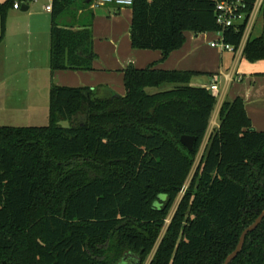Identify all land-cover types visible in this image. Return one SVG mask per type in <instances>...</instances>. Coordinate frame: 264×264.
Segmentation results:
<instances>
[{
    "label": "trees",
    "instance_id": "trees-1",
    "mask_svg": "<svg viewBox=\"0 0 264 264\" xmlns=\"http://www.w3.org/2000/svg\"><path fill=\"white\" fill-rule=\"evenodd\" d=\"M33 1L0 3V41L15 4ZM216 2L134 0L132 47L167 57L185 32L221 30ZM255 3L242 0L245 23L224 30L236 48ZM91 5L52 0L53 71L92 70L91 25L74 29L67 20ZM244 56L264 59V36L249 38ZM123 72L124 95L53 85L48 125H0V264H144L155 249L149 264H223L263 212L264 131L253 128L243 98L222 104L185 188L217 96L192 85L198 72L155 64ZM167 83L175 86L161 89ZM183 135L196 137L193 151ZM230 264H264V219Z\"/></svg>",
    "mask_w": 264,
    "mask_h": 264
},
{
    "label": "crops",
    "instance_id": "crops-1",
    "mask_svg": "<svg viewBox=\"0 0 264 264\" xmlns=\"http://www.w3.org/2000/svg\"><path fill=\"white\" fill-rule=\"evenodd\" d=\"M4 1L6 0H0V3ZM50 5L52 0H45V3L34 0L28 11L23 12L20 8H14L7 16L5 36L0 41V47H4V57L0 63H5L14 55H19L20 58L25 56L27 68L21 73L10 72L9 77L5 78L6 83L4 79L2 80L4 83L0 84L3 86L0 88L1 118L11 116L15 110L12 105L13 91L19 92L24 89L27 95L25 102L28 104L24 107L27 109L29 106L34 107L37 109L38 119L49 122L50 90L53 85L93 89L109 87L116 93L124 95L126 89L123 70L130 65L143 69L155 64L157 69L198 72L199 74L192 80V85L195 86L207 87L210 84H217L218 102L213 118L218 119L220 108L225 101L243 98L253 128L264 131V59L249 62L244 56V48L241 53H232L212 47V42L220 38L219 31L204 33L187 31L184 45L164 57L160 50L132 47V7L129 9L108 7L106 14L101 13V16H97L93 13L88 17H85L87 9L80 10L75 19L68 18V21L73 23L71 25H74V29L81 28L83 24L91 25L93 48L97 54L92 63V70L53 71L50 65L52 18L51 11L46 8ZM94 7L90 6L91 9ZM259 12L263 13L262 9L256 15ZM11 43L15 46L9 49ZM236 73L241 74L242 80L236 79ZM229 74L233 75L232 80L226 78ZM205 77H208L206 82L200 83L199 80ZM9 78L15 80L11 82ZM24 83L27 85L26 88ZM174 86L175 84L167 83L161 89H170ZM7 99L10 101L6 102ZM19 101L23 102V99L20 98ZM215 124L218 126L219 121ZM212 130L209 128L205 138L206 144Z\"/></svg>",
    "mask_w": 264,
    "mask_h": 264
},
{
    "label": "rangeland",
    "instance_id": "rangeland-1",
    "mask_svg": "<svg viewBox=\"0 0 264 264\" xmlns=\"http://www.w3.org/2000/svg\"><path fill=\"white\" fill-rule=\"evenodd\" d=\"M41 2L45 3V0H41ZM108 7L114 8V7H118V6H116V5H106L104 7L103 6H95L94 9H91L90 7H88L85 17L91 16V14H93V13L97 14V16H101V13H102V15H103V13L106 14L107 10H109ZM118 8H120V7H118ZM129 8L130 7H126L125 9H129ZM256 16H257V18H255L253 21H251L250 24L248 25V30H247L248 39L249 38L255 39V38L264 36V16H263V13L259 12V14H257ZM14 46H15V44L11 43L9 45V49H11V47H14ZM22 46L25 47L24 44H22ZM3 48L4 47H0V61L4 57V49ZM17 56H19V55H14L13 57H10L7 61H5V63H3V62L0 63V84L4 83V82H2V80L4 79V81H5V78L9 77L10 72H11V74H15L16 72L21 73V72L26 71L27 60L24 58L25 56H22L21 58H20V56L19 57H17ZM2 69H3V71H2ZM4 75H6V76H4ZM9 79L11 82L13 80H15V79L12 80L11 78H9ZM207 79H208V77H205L204 79H200L199 81H200V83L201 82L203 83V82H206ZM5 83H6V81H5ZM9 84H11V83H9ZM26 86L27 85L24 83V88H26ZM2 87L3 86L0 85V88H2ZM20 91H22V92H20ZM20 91L19 92L18 91L12 92V94H13L12 95V99H13L12 105L15 107V110L13 111L11 116L6 115L7 116L6 118L0 117V125H6V126H44V125H48V123H49L48 120H46V122H42L43 120L38 119V116L36 113L37 109H35L34 107H30V106L28 109L24 107L25 105H28V104H26L27 102H25V98L27 95H26V93H24V92H26V91H24V89H22ZM20 98L23 99V102L19 101ZM9 101H10V99L6 100V102H9ZM18 106L20 108H17ZM21 107H23V108H21ZM30 112H32L33 114H30ZM215 122L216 123L218 122L217 118L212 119L210 131L212 130V128L214 126H216ZM61 124L67 125V122H62ZM205 146H206V140L204 141V143L200 149L199 155H198L197 160H196L195 167H194L193 171L190 174V177L188 178V180L186 182L185 188H188V185H189V183H190V181L194 175V172L196 170L197 164L199 163L200 158H201V156L205 150ZM185 192H186V190L181 191V193L178 197V200L175 203V205L173 206V209L171 210L170 216L167 219V225L170 223L171 218H172V216H173V214L177 208V205H178L179 201L182 199V197L184 196ZM155 250L148 257V259L146 260V262L144 264L150 263V260L154 256Z\"/></svg>",
    "mask_w": 264,
    "mask_h": 264
},
{
    "label": "built area",
    "instance_id": "built-area-1",
    "mask_svg": "<svg viewBox=\"0 0 264 264\" xmlns=\"http://www.w3.org/2000/svg\"><path fill=\"white\" fill-rule=\"evenodd\" d=\"M264 0H256L255 6L252 13L250 14L248 21L246 23L245 33L240 45L236 48L234 45L227 43L224 37V30L233 26H237L245 23L246 14L241 11L242 0H217L216 2V19L218 25L221 27L220 38L212 42V47H218L221 50L230 51L232 53H241L246 41L248 40V25L254 20L256 13L262 8ZM134 0H92L93 6H105V5H116L120 8L132 7ZM15 8H20L18 4H15ZM47 10L52 11V5L46 7ZM228 80L233 79V75H226ZM236 79L238 81L242 80V76L236 73ZM207 88L213 92L216 96L219 90L217 84H210ZM184 190V189H183Z\"/></svg>",
    "mask_w": 264,
    "mask_h": 264
},
{
    "label": "water",
    "instance_id": "water-1",
    "mask_svg": "<svg viewBox=\"0 0 264 264\" xmlns=\"http://www.w3.org/2000/svg\"><path fill=\"white\" fill-rule=\"evenodd\" d=\"M20 10L23 12H26L29 10V5L22 4L20 7ZM181 143L188 148L189 151H193L196 143V137L190 136V135H183L181 137ZM264 219V210L263 212L257 217V219L250 225L248 226L241 234L239 242L237 244V247L235 250L225 259L223 264H230L242 251L246 237L248 236L249 233L255 231L258 226L262 223ZM119 264H140L139 261L135 260H129V259H124L121 261Z\"/></svg>",
    "mask_w": 264,
    "mask_h": 264
}]
</instances>
